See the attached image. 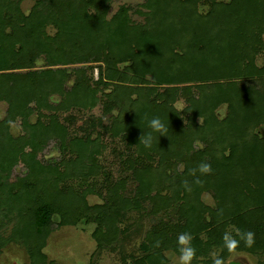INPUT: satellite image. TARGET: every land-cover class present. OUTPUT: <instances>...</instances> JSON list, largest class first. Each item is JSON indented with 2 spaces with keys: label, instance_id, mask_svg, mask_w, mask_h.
<instances>
[{
  "label": "trees",
  "instance_id": "trees-1",
  "mask_svg": "<svg viewBox=\"0 0 264 264\" xmlns=\"http://www.w3.org/2000/svg\"><path fill=\"white\" fill-rule=\"evenodd\" d=\"M22 1L0 0V211L16 219L0 249L14 239L44 264L54 228L93 222L102 246L121 241L135 210L157 222L122 264H167L184 232L192 262L214 245L221 261L264 253V0H144L141 22L125 5L110 14L112 0H34L28 13ZM153 117L167 132L145 148ZM104 133L122 143L116 178L99 160ZM54 143L62 157L44 163ZM237 229L254 234L251 247Z\"/></svg>",
  "mask_w": 264,
  "mask_h": 264
},
{
  "label": "rangeland",
  "instance_id": "rangeland-1",
  "mask_svg": "<svg viewBox=\"0 0 264 264\" xmlns=\"http://www.w3.org/2000/svg\"><path fill=\"white\" fill-rule=\"evenodd\" d=\"M143 2L144 0H112L110 14L120 5H125L129 8V14L132 20L134 22H141L142 15L140 10L142 9ZM33 4L34 0H23L20 8L24 13H28ZM263 60V58L258 59L259 63H264ZM94 77L95 79L98 77L97 69L94 70ZM5 108L6 105L0 102V118L3 117ZM93 112L97 113V110H93ZM69 130L72 136L78 133L75 127H70ZM258 132L264 136V125L258 127ZM100 142L106 148L99 155V160L106 164L111 176L116 178L119 170L116 164L117 157L113 150L119 147L121 148L122 143L117 142L116 139H113L108 134L102 136ZM197 145H199V148L203 147L202 143H198ZM58 148L57 143L50 144L41 153L40 159L44 163L57 162L62 157ZM20 170L21 168H15L12 178H15L16 175H21L22 172H19ZM103 178L104 176L101 175L94 179L99 186H102ZM132 187L131 184H128V193H131ZM202 199L205 203L212 204L210 194H203ZM86 201L89 205H93L101 203L102 199L95 194H87ZM6 213L5 210L0 211V235L4 239H8L11 235L13 236V229L16 226V219L14 216H11L13 214L5 216ZM154 222H157L156 215L152 216L143 211H129L126 213L125 218H123V223L120 224V227L125 230L121 236V241H113V243L102 246L97 245L96 239L93 236L96 227V224L93 222L81 221L76 225L54 228L47 237L46 244L43 248V253L46 258L44 264H49L50 262L58 264H88L89 262L92 264H122L124 256L128 262H131V257L142 254V252L140 253L139 245L144 237L145 231ZM231 230V227L227 229L228 232ZM3 244L0 249V264H31L29 255L20 242L10 239ZM221 251V247L211 246L203 255L197 258V261H191L190 264H214L216 259L220 260L219 255ZM165 255L168 259L167 264H181L179 250L176 252L170 249L165 252ZM229 260H235L241 264H264V253L249 254L239 252L229 255L224 261H220L221 264H228Z\"/></svg>",
  "mask_w": 264,
  "mask_h": 264
},
{
  "label": "clouds",
  "instance_id": "clouds-1",
  "mask_svg": "<svg viewBox=\"0 0 264 264\" xmlns=\"http://www.w3.org/2000/svg\"><path fill=\"white\" fill-rule=\"evenodd\" d=\"M174 107L177 110H182L184 108L183 101H177L174 104ZM148 126L151 128V132L145 134L141 138V143H143L145 148H150L152 146L153 141V135L152 133H159V135H165L167 132V126L164 122L161 121L159 117H153L148 121ZM199 171L200 173H208L211 171V165L206 162H201L199 165ZM238 235L240 236V239L245 242V244L248 247H251L254 243V234L251 231L246 232H240L239 229L236 230ZM192 236L188 232L181 233L177 237V243L181 246L180 251V261L181 264H190L192 261L194 255L196 254V249L191 245ZM224 242L225 246L228 248L229 251H233L236 249L238 241L234 238H232L229 234L224 235ZM159 242H157L158 245ZM214 264H221V261L219 259H216L214 261Z\"/></svg>",
  "mask_w": 264,
  "mask_h": 264
},
{
  "label": "water",
  "instance_id": "water-1",
  "mask_svg": "<svg viewBox=\"0 0 264 264\" xmlns=\"http://www.w3.org/2000/svg\"><path fill=\"white\" fill-rule=\"evenodd\" d=\"M228 264H241V263L235 260H229Z\"/></svg>",
  "mask_w": 264,
  "mask_h": 264
}]
</instances>
